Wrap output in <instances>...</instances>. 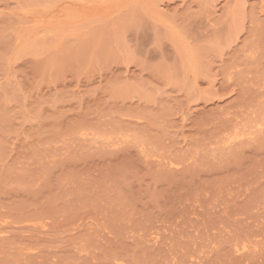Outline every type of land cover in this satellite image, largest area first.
Segmentation results:
<instances>
[{
	"label": "rangeland",
	"instance_id": "1",
	"mask_svg": "<svg viewBox=\"0 0 264 264\" xmlns=\"http://www.w3.org/2000/svg\"><path fill=\"white\" fill-rule=\"evenodd\" d=\"M0 264H264V0H0Z\"/></svg>",
	"mask_w": 264,
	"mask_h": 264
}]
</instances>
